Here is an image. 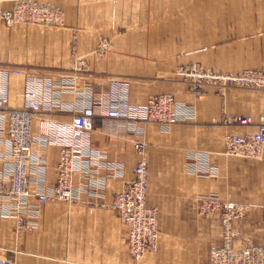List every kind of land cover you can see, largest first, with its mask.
<instances>
[{
    "label": "crops",
    "instance_id": "obj_1",
    "mask_svg": "<svg viewBox=\"0 0 264 264\" xmlns=\"http://www.w3.org/2000/svg\"><path fill=\"white\" fill-rule=\"evenodd\" d=\"M219 2L54 0L64 12L60 28L42 30L26 24L7 27L0 22V67L26 71L9 78V106L24 108L28 78L39 80L47 101L34 128V151L46 149V165L31 167L35 197L27 200L24 215L33 223L34 231L18 232L16 220L5 216L15 202L0 201V259L14 264H209L210 251L223 245L221 213L200 214V197L210 194L249 206L246 218L233 224L240 237L237 248L248 243L264 246V161L224 155L226 137L256 132L264 115V92L230 89L222 98L214 88H205L204 94L195 96L174 76L179 66L190 63L237 74L262 66L264 29L256 18L240 17L239 13L231 16L245 4L261 12L254 15H264L263 1ZM222 4L228 10L222 18L226 21L216 22L215 10ZM176 8L188 11L186 20H168L167 10ZM215 24L250 27L216 42ZM199 25L206 26V38L199 36ZM102 38L115 43L106 56L98 58L93 51ZM73 41L77 42V54L86 61L85 72H78L73 65ZM216 53L223 55L222 60L216 59ZM234 55L249 57L248 62L230 58ZM118 78L132 82L128 94L131 105L140 106L150 96L172 93L178 102L194 109V117L170 128L96 118L90 136L95 156L86 170L74 177L76 202L39 206L36 195L56 183L60 154L59 147L41 144L40 120L69 122L73 114L99 97L101 88L106 89ZM235 117H250L253 124L233 125ZM136 142H144L148 148L147 203L159 211L160 232L157 252L146 254L140 261L128 255L127 229L111 208L114 196L133 180L138 161ZM6 155L3 140L2 175Z\"/></svg>",
    "mask_w": 264,
    "mask_h": 264
},
{
    "label": "built area",
    "instance_id": "obj_2",
    "mask_svg": "<svg viewBox=\"0 0 264 264\" xmlns=\"http://www.w3.org/2000/svg\"><path fill=\"white\" fill-rule=\"evenodd\" d=\"M6 3H12L13 9L5 10L3 6ZM0 22L9 27L23 23L63 25L60 11L51 4L37 0H0ZM75 68L78 72H85L86 64L81 58H76ZM25 72L13 66L0 67V143L4 140L7 147L6 171L4 175L0 172V201H17V205L8 208L5 215L16 220L17 231H32L34 228L33 223L24 216L28 212L26 202L34 196L30 171L33 165H46L47 153L46 149L34 151L35 121L42 118L43 105L47 102L43 98L39 80L28 78L23 93L24 108L9 106V78L11 75L21 76ZM177 74L195 96L204 94L206 87H214L217 95L222 98L230 89L264 92V65L238 74H219L193 65L180 68ZM63 87L67 88L68 85L63 84ZM128 87L126 81H112L106 89L99 90L98 98L73 114L69 122L40 120L41 144L59 147L60 154L56 184L36 195L39 206L58 200L71 203L76 199L74 176L84 172L95 156L90 136L96 118L142 122L170 128L194 117V109L178 102L171 93L150 96L140 106L131 105L128 101ZM231 123L251 126L253 121L250 117H235ZM147 149L144 142L135 143L138 162L133 169L134 178L114 196L111 204L127 229L128 254L135 260L142 259L148 252L157 251L160 233L158 209L147 203ZM224 155L228 158L264 161V115L260 117L255 133L226 137ZM200 203L201 214L221 213L224 229L226 228L225 247L211 252L210 264H264V249H233L232 240L235 235L231 232L232 223L245 218L249 206L223 201L216 194L201 197ZM262 221L264 223V207ZM0 264L14 263L9 259H0Z\"/></svg>",
    "mask_w": 264,
    "mask_h": 264
},
{
    "label": "rangeland",
    "instance_id": "obj_3",
    "mask_svg": "<svg viewBox=\"0 0 264 264\" xmlns=\"http://www.w3.org/2000/svg\"><path fill=\"white\" fill-rule=\"evenodd\" d=\"M38 2H41V3H43V2H45V3H48V4H51V5H53V7H55V9H57L58 11H60L61 12V14H62V24L64 25V12H63V10L61 9V8H59L58 6H56L55 4H54V0H37ZM219 1H222V0H215V2H216V4H221ZM261 1H263V3H262V7H264V0H261ZM12 3H8V4H4V6H3V8L5 9V10H12L13 8H12ZM263 10H264V8H263ZM168 11V20H171V21H182L183 19L184 20H186L187 19V17H185V14L187 13L188 14V11H186V10H184V9H180V8H176V9H168L167 10ZM235 12H236V14H234L233 16H231V17H237L238 16V13H239V15H240V17H246V16H250V17H253V19H257L258 20V23H259V27H262L263 29H264V15H254V14H256V13H261V12H258V8H250L247 4H245V6L244 7H242V9H235L234 10ZM227 12H228V10H227V8L222 4V7H220V8H218L217 10H215V20H216V22H222V21H226V19L224 18V20L222 19L223 18V16L225 17L226 16V14H227ZM172 14H174V16H172ZM201 18H203L202 17V14H201V12H200V19ZM2 24H4L3 22H2ZM23 24H26V25H30V26H34V27H36V28H39V29H42V30H46V29H48L49 27L51 28V27H53V28H60V27H62V26H58V25H55V24H51V25H38V24H31V23H23ZM4 25H6V24H4ZM178 24H176V26H177ZM15 26V25H14ZM7 27H9V26H7ZM11 27H13V26H11ZM245 27H250V26H245V25H237V24H215V32H214V38H215V41L217 42V41H223L224 40V38H228L229 36H230V34H234V33H236L237 35H239V32H244V29H242V28H245ZM177 28H179L180 29V26H177ZM199 36H201V38H206L207 37V29H206V26H201V25H199ZM237 40V38H232V41H236ZM114 41L113 40H110V39H107V38H102L99 42H98V45H97V47L95 48V50L93 51V54H94V56H96V57H98V58H102V57H104V56H106V54L112 49V47L114 46ZM173 43V42H172ZM175 44H182L183 42L181 41L180 43L178 42V43H176V42H174ZM263 43H264V33H263ZM72 47H74L73 48V55H72V60L74 61V66H75V59L76 58H81L84 62H85V64H86V61H85V59H84V57H82V56H79L78 54H77V49H78V47H77V42H74L73 41V46ZM215 52H217V51H215ZM214 52V53H215ZM215 57H216V59H220V60H222V58H223V55L222 54H217L216 53V55H215ZM254 57H255V55H253L252 54V59H254ZM230 58H232V59H234L235 61L236 60H242V61H247L248 62V59H249V57H246V58H243V57H240L239 58V56H237V55H234V56H230ZM251 59V60H252ZM232 64V63H231ZM193 65H198V66H201V67H203V68H205V69H207V70H212V71H214V72H216V73H219V74H237V73H229V72H225V71H223L222 69H219L218 67H212V66H206V64L204 65V64H202V63H190V64H187V65H182V66H179L176 70H175V72H174V76H175V79H177V80H179L180 82H182V83H184V84H186L185 82H184V80H182L179 76H178V74H177V72H178V70L180 69V68H182V67H189V66H193ZM264 65V62H263V64H262V66ZM115 80H117V79H115ZM118 80L119 81H126V82H128L127 80L128 79H126V78H118ZM131 81H129L128 82V84H129V89L131 88ZM187 85V84H186ZM188 86V85H187ZM189 87V86H188ZM206 88H213V87H206ZM129 89H128V94H129ZM215 89V88H214ZM216 90V89H215ZM233 90H238V91H243L242 89H233ZM164 94V93H163ZM172 94V93H171ZM154 96V95H153ZM233 125H234V123H232ZM236 125V124H235ZM153 177V175H152V172H151V174H150V179ZM149 185V184H148ZM152 184L150 183V191H151V189H152ZM150 193V192H149ZM207 196V195H206ZM203 197V196H202ZM201 198V197H200ZM7 202V201H6ZM8 202H11V201H8ZM12 202H15V204L13 205V206H11V208H14L16 205H17V201H12ZM64 201H54V202H49L48 204H51V203H63ZM74 202H76V200H74ZM74 202H71V203H74ZM66 203H68V204H70L69 202H66ZM26 205H27V211H28V203L26 202ZM200 206H201V203H200ZM248 206V205H247ZM264 207V206H263ZM263 207H262V217H263ZM199 209H200V207H199ZM159 212V211H158ZM27 214V213H26ZM25 214V215H26ZM201 214V213H200ZM214 214V213H213ZM202 216H209V215H211V214H201ZM247 216V215H246ZM246 218V217H245ZM221 219H222V238H223V245H222V247L221 248H217V249H213V250H211L210 251V254H211V252L212 251H214V250H218V249H223L224 247H225V243H226V228L224 229V225H223V218H222V216H221ZM244 219V218H243ZM242 219V220H243ZM158 221H159V218H158ZM238 221H241V220H238ZM235 222H237V221H235ZM234 222V223H235ZM234 223H232V226H231V232L235 235V239H233L232 241H233V249L235 250V251H242V250H244L245 248H247V247H253V248H259V249H264V246H262V247H256V246H253L252 244H245L242 248H237L236 247V244L239 242V239H240V237L238 236V234L235 232V230H234V227H233V224ZM261 223H262V225L264 226V223H263V221H262V219H261ZM16 227H17V224H16ZM6 228H7V226H5L4 227V229L6 230ZM34 231V228H33V230L32 231H25V230H22V231H18V232H24V233H32ZM158 250V249H157ZM157 252V251H156ZM156 252H153V253H156ZM148 253H152V252H148ZM148 253H146V254H148ZM210 254H209V257H210ZM129 255V254H128ZM146 256V255H145ZM144 258V257H143ZM142 258V259H143ZM142 259H140V260H142ZM135 260V259H134ZM140 260H136V261H140ZM13 262V261H12ZM14 263V262H13Z\"/></svg>",
    "mask_w": 264,
    "mask_h": 264
},
{
    "label": "bare ground",
    "instance_id": "obj_4",
    "mask_svg": "<svg viewBox=\"0 0 264 264\" xmlns=\"http://www.w3.org/2000/svg\"><path fill=\"white\" fill-rule=\"evenodd\" d=\"M213 88H214V87H213ZM120 121H122V120H120ZM45 156H46V159H47V153H45ZM137 162H138V161H137ZM136 165H137V163H136ZM136 165H135V166H136ZM133 169H134V168H133ZM76 175H77V174H76ZM76 175H75V176H76ZM75 176H74V177H75ZM133 178H134V176H133ZM73 180H74V179H73ZM55 184H56V183H55ZM54 186H55V185H54ZM54 186H53V187H54ZM148 187H149V186H148ZM111 204H112V203H111ZM111 208H112L113 210H115L112 206H111ZM115 211H116V210H115ZM116 212H117V211H116ZM158 216H159V215H158ZM119 220H120V219H119ZM120 222H121V221H120ZM158 223H159V221H158ZM158 226H159V225H158ZM127 251H128V245H127ZM209 264H210V257H209Z\"/></svg>",
    "mask_w": 264,
    "mask_h": 264
}]
</instances>
